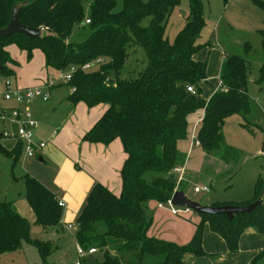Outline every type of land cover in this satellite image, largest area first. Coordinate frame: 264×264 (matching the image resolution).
I'll use <instances>...</instances> for the list:
<instances>
[{
  "label": "trees",
  "instance_id": "1",
  "mask_svg": "<svg viewBox=\"0 0 264 264\" xmlns=\"http://www.w3.org/2000/svg\"><path fill=\"white\" fill-rule=\"evenodd\" d=\"M205 0H190L185 27L173 43L166 37L168 21L180 0H122L118 10L115 0H94L87 15L84 0H0V29L7 27L14 6L28 3L20 12V22L29 29L41 30L39 39L13 35L0 39V74L13 77V65L7 47L16 45L33 58L40 50L46 68L56 72L78 67L67 84L69 100L92 108L107 104L108 111L84 137L92 144L122 142L127 159L121 171L122 192L119 197L96 184L80 214L75 238L83 250L105 251L97 264H186L187 254L205 257L204 227L219 235L230 253H236L246 231L252 228L264 234V201L262 207L248 215H238L230 222L226 216H202L191 242L179 246L151 238L145 206L149 202L166 204L176 192L174 169L185 166L179 143L188 137L189 117L204 111L197 143L209 156L224 150V119L250 112L247 90L248 67L245 59L227 55L220 72L225 90L216 92L209 101L202 98L201 84L206 83L208 62L197 61V55L209 47L198 44L206 25ZM264 11V2L252 0ZM149 25L143 27L144 20ZM89 21L90 24H86ZM76 27H88L89 35L81 43L70 42ZM264 50V30L259 31ZM142 48L146 68L134 80H121L129 52ZM245 52H251L249 44ZM97 70L85 72L83 66L97 60ZM264 76V66L262 68ZM112 81V83H110ZM195 87L197 96L188 92ZM74 88L75 92H71ZM0 155L12 161L13 168L23 155L21 143L12 150L1 144ZM182 158L184 161L182 162ZM25 200L33 212L34 224L44 230L62 231V213L57 197L36 179H23ZM264 188L260 177L254 188L255 197L241 207L254 203ZM225 206V204L211 207ZM24 243L33 244L43 264L54 252L51 241L31 238V224L14 207L0 201V256L18 252ZM115 252V254H112ZM251 264H264V250Z\"/></svg>",
  "mask_w": 264,
  "mask_h": 264
},
{
  "label": "rangeland",
  "instance_id": "2",
  "mask_svg": "<svg viewBox=\"0 0 264 264\" xmlns=\"http://www.w3.org/2000/svg\"><path fill=\"white\" fill-rule=\"evenodd\" d=\"M93 1L84 0L87 15ZM115 1H117L118 10H120L122 0ZM142 1L144 3L149 2V0ZM260 1L264 2V0ZM189 5L190 0H180L179 6L172 13L165 34L170 43L175 41L180 31L185 27L189 16ZM204 14L206 25L198 44L201 46L210 44L213 50L209 52V49H202L198 57L199 59L204 58L203 60L208 62V72L212 69L213 75L216 77L219 75L218 68H220L218 61L223 53L245 59L248 67L246 80L250 112L248 114L237 112L224 119L222 132L225 148L214 156H209L203 152L196 145L197 140L194 138L201 128L198 124L203 112L200 111L190 116L188 137L180 143L186 163H184L185 166H179L182 168L188 166V178H185L186 174L181 179L173 173L176 180V191L185 192L190 199L199 201L200 204L206 203V199L213 196L224 201L225 205L240 206L247 203L243 200L253 195L257 180L260 177L264 180V157L261 155L264 148V76L262 75L264 50L262 37L259 33L260 30H264V11L256 8L252 4V0H205ZM149 21V19L144 20L143 27H147ZM88 35V27H76L70 42L81 43L87 39ZM246 43L251 46L249 54L245 52L244 45ZM9 50L26 54L28 59V54L16 46L10 47ZM34 53L39 54L37 50L33 52V55ZM16 61H13V66L20 68L19 60L18 63ZM10 65L7 64V66ZM99 66L95 65L91 71L97 70ZM146 66L145 51L139 47L133 48L130 50L129 59L121 71L120 79L134 80ZM52 74L54 75L53 78L56 76L58 78L60 75L55 71ZM55 84L68 91L67 85H63V82L57 80ZM3 102L0 97V109L4 108L1 105L6 102ZM31 106L29 109L32 112ZM5 131L16 134L17 126L0 120V135H3ZM16 143L15 140L5 136L1 139V144L8 150L15 148ZM23 177L22 160L13 168L12 161L0 155V201L13 202L22 215L29 220L32 240L43 239L53 243L55 250L48 258L47 264H97L101 262L105 251L91 249L96 252L89 254V250L86 251L85 258L79 257L78 244L75 238L76 225L72 224L73 229L71 230L66 229L64 231L63 229L60 231L59 239L52 238L51 235L48 237L41 236L40 228L34 224L33 215L25 201ZM13 178H16V181ZM190 180L196 183H208L211 187L210 192L206 193L203 190V188L208 189V187L195 186L190 183ZM194 191L200 192L195 194ZM164 208V210H169L165 203ZM146 213L148 220H150L151 214L148 209ZM191 215L194 218L199 217L195 212H192ZM51 231L55 232L56 229L50 228L49 232ZM5 258L7 259H0V264H12V260L18 264H43L36 247L31 243H24L20 252Z\"/></svg>",
  "mask_w": 264,
  "mask_h": 264
},
{
  "label": "crops",
  "instance_id": "3",
  "mask_svg": "<svg viewBox=\"0 0 264 264\" xmlns=\"http://www.w3.org/2000/svg\"><path fill=\"white\" fill-rule=\"evenodd\" d=\"M15 46L11 45L10 47ZM10 47H7L6 51L10 54L11 59L14 62L17 60V63L19 60L21 64L20 68L13 65L8 66L14 72L12 78L16 86L20 88L38 87L46 85L49 80L53 79V70L46 68L45 57L40 50H37L39 54H35V52L33 58L28 60L26 54L9 50ZM206 49H209V52L213 50L210 44ZM199 54L196 57L197 61L204 62V58L199 59ZM225 57L226 54L223 53L222 57L219 58V75L216 77L213 75V70L210 69L207 72L206 83L201 84L202 98L206 101H209L217 90ZM50 92L51 98L48 102L36 101L31 106L33 118L38 124L35 130L36 141L45 142L46 148L37 158H26L22 155L20 161L22 160L24 177L28 175L39 181L57 197L58 202L65 205L62 208V230L65 231L67 226L77 224L78 218L85 208L87 198L96 184L104 186L117 197L121 195V171L127 155L119 139L114 140L109 145L92 144L84 141V137L108 111L109 106L107 104H99L92 108L85 103L73 104L69 100V89L65 91L57 84L50 89ZM1 107L10 109L16 105L4 103ZM202 112L199 127L204 117V111ZM180 143L179 149L182 153ZM198 147L200 148L199 145ZM188 170V166H186L185 178H188ZM13 179L16 181V178ZM190 183L199 187H208L209 191L206 193L210 192L211 187L208 183H196L191 180ZM194 193L199 194L195 191ZM254 197L253 191V195L243 201L250 202ZM220 204L225 203L212 196L207 198L206 203L202 205L210 207ZM14 207L16 208L15 204ZM28 208L33 215L29 206ZM147 209L150 211V219L152 220L148 236L179 246H185L191 242L196 227L201 222L200 217L194 218L191 214L173 216L169 210L160 209L156 202L147 203L145 213ZM16 210L22 215L19 209L16 208ZM39 228L42 233L41 236L48 237L51 235L52 238L59 239L55 232ZM203 248L206 253L205 257L187 254L184 257L185 263L251 264L253 259L264 250V234H260L252 228L246 229L240 239L238 251L230 253L225 241L213 233L209 225H206L204 227ZM18 252L2 255L0 259H7L5 257H12ZM12 264L18 263L12 260Z\"/></svg>",
  "mask_w": 264,
  "mask_h": 264
},
{
  "label": "built area",
  "instance_id": "4",
  "mask_svg": "<svg viewBox=\"0 0 264 264\" xmlns=\"http://www.w3.org/2000/svg\"><path fill=\"white\" fill-rule=\"evenodd\" d=\"M86 24H90L86 21ZM103 60L99 59L92 64H87L82 67L85 72L91 71V68L95 65H101ZM78 70L76 66H70L67 70L58 72L59 77H54L49 80L46 85L32 87V88H20L16 86L14 79L12 77H6L0 74V95L2 100L6 103H13L16 105L14 108H2L0 109V120L4 123L10 122L17 126V133L12 134L7 131L2 135L3 137H8L9 139L15 140L17 143H21L23 148V154L26 158H37L41 152L46 148L45 142L36 141L35 130L38 127L37 122L34 120L32 112L29 107L36 101L48 102L51 98L50 89L56 85V81L59 80L63 82V85H67L73 78L74 74ZM66 72V73H64ZM188 92L194 96H197V90L195 87H189ZM225 90L224 84L219 78V83L216 92ZM71 92H75L72 88ZM215 92V93H216ZM214 93V94H215ZM213 94V95H214ZM195 140L197 136L195 135ZM196 145H199L196 141ZM261 155L264 157V148ZM185 167H178L174 169V173L178 175L181 179L184 176ZM205 192H208L207 188H203ZM200 192V191H196ZM169 207V212L173 216H186L191 214L193 211L189 208H179L172 204V197L166 203ZM59 206L63 208L65 205L59 202ZM160 209L164 208V204H158ZM67 229H73V226H67ZM96 252L95 250H90L89 254ZM78 255L80 258H85L87 253L80 246H78Z\"/></svg>",
  "mask_w": 264,
  "mask_h": 264
},
{
  "label": "water",
  "instance_id": "5",
  "mask_svg": "<svg viewBox=\"0 0 264 264\" xmlns=\"http://www.w3.org/2000/svg\"><path fill=\"white\" fill-rule=\"evenodd\" d=\"M28 3L19 4L14 6L11 12V20L7 27L0 29V39L13 36L21 35L29 39L35 40L42 36L41 30L29 29L20 22V12L23 6ZM112 83V81H110ZM2 137V135H1ZM264 201V188L259 198L248 206H233L225 205L219 207H207L199 202L193 201L183 191H176L172 196V204L179 208H189L193 212L202 216H226L230 222H232L236 216L243 214H252L258 208L262 207Z\"/></svg>",
  "mask_w": 264,
  "mask_h": 264
}]
</instances>
